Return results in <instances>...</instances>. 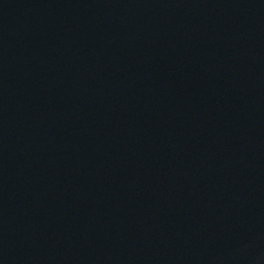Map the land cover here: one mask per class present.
<instances>
[{
	"label": "water",
	"instance_id": "water-1",
	"mask_svg": "<svg viewBox=\"0 0 264 264\" xmlns=\"http://www.w3.org/2000/svg\"><path fill=\"white\" fill-rule=\"evenodd\" d=\"M0 264H264V0H0Z\"/></svg>",
	"mask_w": 264,
	"mask_h": 264
}]
</instances>
